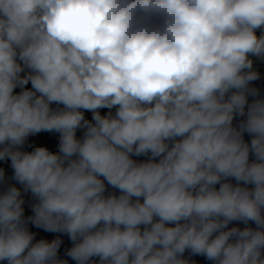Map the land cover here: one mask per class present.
<instances>
[{
	"label": "clouds",
	"instance_id": "9594fccd",
	"mask_svg": "<svg viewBox=\"0 0 264 264\" xmlns=\"http://www.w3.org/2000/svg\"><path fill=\"white\" fill-rule=\"evenodd\" d=\"M253 58L264 0H0V262L264 264Z\"/></svg>",
	"mask_w": 264,
	"mask_h": 264
},
{
	"label": "water",
	"instance_id": "95a60500",
	"mask_svg": "<svg viewBox=\"0 0 264 264\" xmlns=\"http://www.w3.org/2000/svg\"><path fill=\"white\" fill-rule=\"evenodd\" d=\"M254 68L256 71H258L260 73V79H258L257 81L251 82V83L253 86H255L261 90V96L264 97V65H254ZM252 99H253L252 97H249V101H251ZM235 123H238V120H234V124ZM244 139L246 142H250L251 136L248 133H245ZM133 159L138 160V161H142V160H146L147 157H144V156L135 157L134 156ZM250 159H252L251 156H250ZM157 160H158V158H157ZM233 183H235V181H233ZM108 191H115L116 194L119 195V190L112 189L111 187H109ZM236 223L237 222H233V224H231L229 226L230 227L234 226ZM251 226L255 227L254 224H252ZM239 227L243 228L244 225L242 223H239ZM29 228L31 231H34L37 233L36 239L45 238V239H48L49 241H51L52 239L56 238L57 235H60L62 240H63V244L61 245V249H60V255H61V258H67L64 256V249L70 248L72 246V242L69 240V238L66 235L58 234V233L44 232L42 229H37L32 225H29ZM185 255H187V253ZM191 259H194L196 261V264H211V262L207 261L202 256H194V257H191ZM0 264H2V262H0ZM69 264H75V262L69 259Z\"/></svg>",
	"mask_w": 264,
	"mask_h": 264
},
{
	"label": "trees",
	"instance_id": "16d2710c",
	"mask_svg": "<svg viewBox=\"0 0 264 264\" xmlns=\"http://www.w3.org/2000/svg\"><path fill=\"white\" fill-rule=\"evenodd\" d=\"M259 33V31H258ZM260 34V33H259ZM21 75H24V73H21ZM26 88H31V84L29 83ZM15 92H20L21 89L18 87L14 90ZM51 107L55 108L56 104L53 103ZM62 107V106H61ZM109 110L104 108L100 109L101 114L107 113ZM88 111H85V113ZM92 114L89 116V120H91ZM78 138L82 136V130H78L77 132ZM58 139H59V134L58 133H50V132H41L38 133L34 136H29L26 140L25 145L23 146V150L25 151H31L32 147L35 146H47L51 151H57V145H58ZM32 146V147H29ZM0 168H5L6 169V178L9 184H15L16 186L18 185L17 182L12 178L13 177V170L10 167V161L5 162V161H0ZM0 187L4 188V185L0 184ZM32 199H29L26 204L30 206L31 203H34Z\"/></svg>",
	"mask_w": 264,
	"mask_h": 264
},
{
	"label": "built area",
	"instance_id": "2783aa9c",
	"mask_svg": "<svg viewBox=\"0 0 264 264\" xmlns=\"http://www.w3.org/2000/svg\"><path fill=\"white\" fill-rule=\"evenodd\" d=\"M257 34L259 35V33L257 32ZM254 60V65H264V61H258L256 60L255 58H253ZM112 112L114 113L115 112V108L112 109ZM90 114H92L91 112H86L85 113V118L88 119ZM106 114V113H105ZM105 114H102V115H105ZM17 187H20V185L18 184ZM4 190V188L0 187V193H2ZM25 198V215H31V209H30V206L26 204V202L31 199V196H30V193L29 194H25L24 196Z\"/></svg>",
	"mask_w": 264,
	"mask_h": 264
}]
</instances>
